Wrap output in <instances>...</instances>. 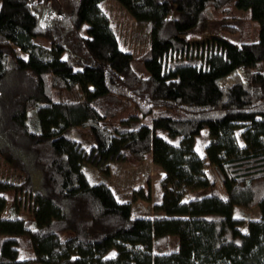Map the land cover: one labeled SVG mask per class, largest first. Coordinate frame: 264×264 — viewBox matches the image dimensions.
<instances>
[{
    "label": "trees",
    "instance_id": "1",
    "mask_svg": "<svg viewBox=\"0 0 264 264\" xmlns=\"http://www.w3.org/2000/svg\"><path fill=\"white\" fill-rule=\"evenodd\" d=\"M0 1V156L20 175L0 179V264H264V0H116L151 34L145 70L104 0ZM233 7L259 24L257 39L186 37ZM85 76L107 92L63 97ZM130 107L138 114L107 123ZM148 154L164 170L153 215L86 168ZM11 190L30 197L31 218L16 200L4 215Z\"/></svg>",
    "mask_w": 264,
    "mask_h": 264
},
{
    "label": "rangeland",
    "instance_id": "2",
    "mask_svg": "<svg viewBox=\"0 0 264 264\" xmlns=\"http://www.w3.org/2000/svg\"><path fill=\"white\" fill-rule=\"evenodd\" d=\"M1 5V1H0ZM103 8L110 16L120 40L121 46L125 50H129L134 55V63L140 70H145L144 63L141 57L151 47V34L146 26H140L136 23L132 14L116 0H104ZM224 23L237 24L238 33H227L223 30ZM215 35L227 37L229 40L240 43L243 40H254L259 35V24L252 20L249 16V11L233 7L229 15L219 12H211L209 20L203 24L190 29L186 34L189 41L192 43L202 42ZM20 54H23L18 50ZM84 87H76L72 90H64L62 95L66 98H93L107 92V88L103 85L94 83L92 80L84 77ZM48 108H43L41 113L49 114ZM138 114V110L134 107L123 111L118 116L107 121L113 127L121 122L122 119L128 118L131 115ZM147 121V119H145ZM209 129L206 128L195 138V147L197 151L204 155L206 146L209 143ZM88 173L93 181L104 180L111 185L121 200H130L133 204L135 214L153 215L157 212L156 206L162 199L161 179L164 174L163 168L154 162L151 154H148L141 161L134 160H119L109 164V172L105 173L97 167L88 164L86 165ZM208 171L213 179L216 180L220 190L226 195V190L220 177L213 167H209ZM0 179L19 181L20 175L0 156ZM8 205L4 215L10 213V208L16 200L21 209V216L31 218L30 210L32 201L30 197L23 192L15 193L14 191L6 192ZM236 214L248 217H259L260 211L258 208L236 207ZM247 226H243L246 229ZM26 251H24L25 253ZM115 251H112L114 253ZM29 253V251H28Z\"/></svg>",
    "mask_w": 264,
    "mask_h": 264
}]
</instances>
